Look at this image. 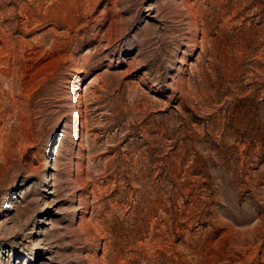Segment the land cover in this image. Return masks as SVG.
<instances>
[{
  "label": "rangeland",
  "instance_id": "374dc122",
  "mask_svg": "<svg viewBox=\"0 0 264 264\" xmlns=\"http://www.w3.org/2000/svg\"><path fill=\"white\" fill-rule=\"evenodd\" d=\"M0 264H264V0H0Z\"/></svg>",
  "mask_w": 264,
  "mask_h": 264
}]
</instances>
